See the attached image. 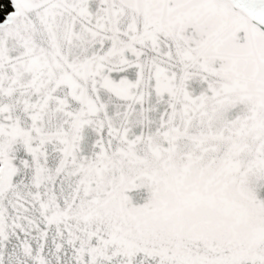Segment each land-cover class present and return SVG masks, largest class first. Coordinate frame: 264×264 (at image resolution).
Listing matches in <instances>:
<instances>
[{
    "label": "snow or ice",
    "instance_id": "6c2138e0",
    "mask_svg": "<svg viewBox=\"0 0 264 264\" xmlns=\"http://www.w3.org/2000/svg\"><path fill=\"white\" fill-rule=\"evenodd\" d=\"M0 17V264H264V0Z\"/></svg>",
    "mask_w": 264,
    "mask_h": 264
},
{
    "label": "trees",
    "instance_id": "16d2710c",
    "mask_svg": "<svg viewBox=\"0 0 264 264\" xmlns=\"http://www.w3.org/2000/svg\"><path fill=\"white\" fill-rule=\"evenodd\" d=\"M0 2H2V0H0ZM2 20H3V17H0V22H2Z\"/></svg>",
    "mask_w": 264,
    "mask_h": 264
}]
</instances>
